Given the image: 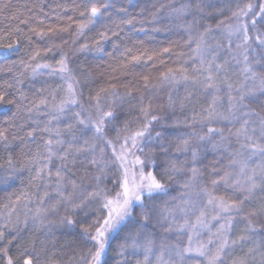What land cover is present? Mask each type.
Returning a JSON list of instances; mask_svg holds the SVG:
<instances>
[{"label": "snow or ice", "instance_id": "6c2138e0", "mask_svg": "<svg viewBox=\"0 0 264 264\" xmlns=\"http://www.w3.org/2000/svg\"><path fill=\"white\" fill-rule=\"evenodd\" d=\"M133 7L0 0V264H264V0Z\"/></svg>", "mask_w": 264, "mask_h": 264}, {"label": "trees", "instance_id": "16d2710c", "mask_svg": "<svg viewBox=\"0 0 264 264\" xmlns=\"http://www.w3.org/2000/svg\"><path fill=\"white\" fill-rule=\"evenodd\" d=\"M55 2H59V0H55ZM151 2L152 0H131L132 6H135L133 8H131V10L139 12L140 8H150L151 7ZM69 13L66 12H61L59 15V19L60 20H64L66 18V16ZM10 21H0V30H2L7 23H9ZM57 22V17L55 14H50L46 20V23H56ZM147 27V25H145ZM139 27V25H138ZM179 31V30H177ZM90 35H95V33H91ZM135 35L141 39L145 41V44L149 47V48H162L168 44H171L173 40L177 39L178 37L172 33V32H160V33H155L151 36H146L145 33L143 32H135ZM170 66L171 65V61H166ZM145 72H155L154 68H145L144 69ZM5 196L6 194L4 192H0V204H2L3 202H5Z\"/></svg>", "mask_w": 264, "mask_h": 264}]
</instances>
